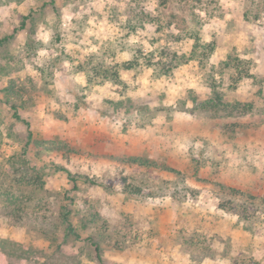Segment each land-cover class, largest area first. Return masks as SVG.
<instances>
[{"label":"rangeland","instance_id":"obj_1","mask_svg":"<svg viewBox=\"0 0 264 264\" xmlns=\"http://www.w3.org/2000/svg\"><path fill=\"white\" fill-rule=\"evenodd\" d=\"M0 264H264V0H0Z\"/></svg>","mask_w":264,"mask_h":264},{"label":"trees","instance_id":"obj_2","mask_svg":"<svg viewBox=\"0 0 264 264\" xmlns=\"http://www.w3.org/2000/svg\"><path fill=\"white\" fill-rule=\"evenodd\" d=\"M18 118H19V116H17ZM29 125V124H28ZM69 219V218H68ZM67 219V217H66V220H68ZM70 222V221H69ZM69 226H70V228H69V232L70 233H74V229H73V226H72V224H71V222H70V224H69Z\"/></svg>","mask_w":264,"mask_h":264}]
</instances>
